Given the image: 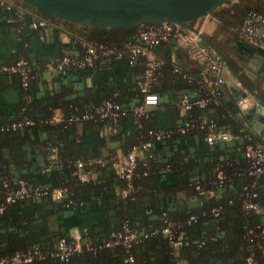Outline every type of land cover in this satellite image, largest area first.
Returning a JSON list of instances; mask_svg holds the SVG:
<instances>
[{
	"label": "trees",
	"instance_id": "trees-1",
	"mask_svg": "<svg viewBox=\"0 0 264 264\" xmlns=\"http://www.w3.org/2000/svg\"><path fill=\"white\" fill-rule=\"evenodd\" d=\"M13 1L25 9L22 18L6 10L15 18L20 32L25 31V25L29 24L33 17L44 18L52 27L56 26L63 30L68 41L78 47L76 54L69 55H80L83 51L82 43L85 42H102L107 46L121 48L131 40L138 26L106 27L79 24L50 15L22 0ZM248 9L264 10V0H223L207 13L186 21L189 26L198 29L199 25L194 24L197 18L210 14L216 19L212 32L205 30L200 32L204 37L202 41L217 48L233 71L239 70L237 65L239 57L237 54L235 59L232 58L228 52V49L232 48L227 45L241 39L232 27L241 21ZM200 22L201 20L198 23ZM214 34L219 35L221 40L216 41ZM174 40L175 38L168 37L153 46L155 54L162 59V66L150 85V90L158 95L159 107L139 117V127L132 122L131 107L138 103L141 97L136 86V80L143 69L141 58H136L131 64L123 59L113 60L109 64L96 61L92 67L83 68L92 69L100 65L124 63L133 77L132 84L128 85L127 80L122 83L127 84V89L122 90V85L114 86L103 97L92 96L88 88L76 90L67 86L59 90H49L36 99H21L12 117L0 119V123H7L25 115L32 120L31 124L22 129L0 130V178L6 177L13 183L24 177L34 183L46 184L47 189L53 186L68 188V192L58 200L52 199L47 190L37 198H22L6 205L0 213V256L36 246L45 254L44 258L21 264H69L72 261L82 264H247L245 257L249 253V247H252L254 264H264V235L260 236L255 227L256 224L264 225V173L256 177L247 174L249 163L244 155L247 143L244 132L253 135L251 139L259 141L263 149L264 141L248 127H244L236 116L237 109L234 103L231 99H225L221 88L217 103H207L202 107L192 106L183 113L179 112L176 101L182 93L196 97L201 92L195 83L198 77L197 70L193 72L186 69L177 57H172L173 53L180 54L179 49L174 47ZM24 44L25 41H20L9 62L22 55L31 67L32 82L40 76L41 70H45L46 61L41 67L34 66ZM225 47L228 48V53ZM70 70L72 69L65 71ZM182 73L190 74L193 80L186 81ZM6 74H11L18 80L17 74ZM172 79L175 83L181 80L184 87L174 90L170 82ZM20 87L26 89L21 85ZM114 91L117 93L112 95ZM162 94H167L165 101L159 100ZM104 97L114 99L125 111L115 122L106 118L92 120L79 117L55 123L46 121L55 109L66 117L77 116L80 114L82 103L97 104ZM160 106L170 109L177 119L176 122L187 118H212L216 127L228 131L230 137L228 140L208 144L203 139V129L192 127L184 133L173 132L163 139H149L146 129L159 127L152 124L150 117L161 108ZM127 116L133 125V136L125 144L121 143L120 150L125 152L139 141L149 140L150 145L147 147L146 152L149 155L143 160L144 163L142 160L137 161L132 188L125 197H121L118 190L123 187L124 182L108 165L91 167L93 176L86 181H79L71 173L76 158L84 159L103 154L79 152L74 147L72 149L74 139L69 134V128L74 122L91 128L102 124L114 127ZM194 132L201 140L196 150L190 153L180 151L163 154L162 145L170 146L172 142ZM112 152L114 151L106 153ZM40 153L46 155L44 160ZM51 154H55L53 158ZM36 155L39 157L36 158ZM49 163H56L58 168L46 172L39 170L41 166ZM163 167L167 169L161 171ZM218 171L225 175L224 179L219 184H210L209 181L215 178ZM253 180L254 183L251 185ZM195 183L199 184L203 192L194 189ZM2 192L3 188L0 185V200ZM177 192L181 195H177ZM245 192L255 193L252 199L257 203V211H243L241 204L246 197ZM68 198L71 199L70 203L67 202ZM79 204L84 205L86 210L93 209L102 213L99 222L78 229L91 248H82L65 261L49 255L57 238L68 236L70 233L67 230L49 229L46 218L54 212L67 213ZM215 206H220V209L216 214H212L210 209ZM27 207L31 208L30 214L24 213ZM163 215L182 223L175 229V234L182 241L179 246H172L159 230L150 233L163 225ZM190 215L194 218L186 223ZM37 218H41V221L34 222ZM123 223L139 236V240L129 249L133 256L131 262L124 261L126 252L121 245H114L111 248L102 245L109 232L119 229ZM249 227L253 228L252 233H247ZM143 233L147 235L143 237ZM248 236H252L251 246Z\"/></svg>",
	"mask_w": 264,
	"mask_h": 264
},
{
	"label": "built area",
	"instance_id": "built-area-1",
	"mask_svg": "<svg viewBox=\"0 0 264 264\" xmlns=\"http://www.w3.org/2000/svg\"><path fill=\"white\" fill-rule=\"evenodd\" d=\"M0 7L11 12L18 18H22L25 13L24 8L18 4H14L11 0H0ZM29 23L32 28L40 27L47 29L50 26L48 21L44 18L33 17ZM185 29L180 25L165 21L141 23L138 24L131 40L125 43L121 48L107 46L102 42H85L82 43L83 51L80 55H63L60 58L48 60L44 63V69L47 71H65L73 68L83 69L92 67L96 61H103L105 64H109L113 60L120 59L131 64L136 58H141L143 61V69L136 80V86L141 97L139 102L131 107L132 122L139 127V117L159 107L158 95L150 90V85L155 79L159 68L162 66V59L155 54L153 46L168 37H173L188 45L199 62L197 68L198 77L195 83L201 93L196 97H189L187 93H182L176 101L179 112L183 113L192 106L202 107L207 103H217L218 101L220 85L225 82L222 56L214 47L203 42L197 32ZM196 30L200 32V29ZM232 30L235 31L239 37L246 39L252 44L264 46V10L248 9L241 21L232 27ZM66 39H68L67 35ZM174 70L180 72L177 68H174ZM3 72L17 74L19 84L23 87H26L33 77L31 67L22 55H18L10 62L0 63V73ZM182 76L186 81L193 80V77L188 73H182ZM116 93L117 92L114 91L112 95ZM123 113H125V111L117 101L110 97H104L97 104L90 102L82 103L80 105V114L77 116L66 117L61 112L54 111L46 118V121L55 123L64 119L68 121L79 117L92 120L106 118L115 122ZM31 123V119L22 115L7 123H0V130L22 129ZM192 127L203 129V139L208 144L215 141L228 140L230 137L228 131L217 128L214 120L206 117L199 119L187 118L184 121L176 122L174 125L168 127H150L146 129V134L149 136V139L159 140L168 137L173 132L184 133ZM252 136L253 135L250 133L244 132V137L247 140L244 147V155L247 157L249 163L247 174L256 177L264 173V149L259 141H253L251 139ZM149 145V140L139 141L131 145L125 152L117 150L100 156L86 157L84 159L76 158L73 162L71 173L75 175L79 181H86L89 177L93 176L90 170L91 167L108 165L113 169L117 177L124 182L123 187L118 190V193L121 197H125L132 188V179L137 161L142 160V163H144L143 160L149 155V153L146 152ZM52 168L57 169L58 165L56 163H49L41 166L39 170L41 172H46ZM166 169L167 167H163L161 171H165ZM224 177L225 175L218 171L215 174V178L210 180L209 183L219 184ZM253 183L254 180L251 182V185ZM0 185L3 188L2 199L0 200V213L5 209L6 205L16 200L29 197L37 198L46 193L47 190L51 198L55 200L60 199L68 192L67 186H53L47 189L46 184L34 183L24 177L18 178L13 183H11L8 178L1 177ZM244 188H246V186H244ZM194 189L198 190L200 193L203 192L198 183L194 184ZM254 195V192H245L246 197H244L241 204L244 212L258 210L257 203L252 199ZM67 202L70 203L71 199L68 198ZM219 209L220 206H215L210 209V212L216 214ZM193 218L194 216L190 215L185 222L189 223ZM162 220L163 225L160 229L155 228L150 233H155L159 230L172 246H179L182 241L180 237L175 234V229L181 226L182 223L166 215H163ZM255 227L258 229V234L260 236L264 235V225L256 224ZM252 232L253 228L249 227L247 233ZM146 235L147 233H143L142 236L145 237ZM247 238L251 246L252 236H248ZM138 240L139 236L123 223L119 229L109 232L108 237L103 241L102 245L107 248H111L114 245H121L126 252L124 261L131 262L133 256L129 252V249ZM82 248L89 249L91 246L81 236L78 230H74L68 236L58 237L54 249L49 252V255L56 256L58 259L65 261L71 254L79 252ZM248 250L249 253L245 257V261L247 264H254V249L249 247ZM44 256L45 254L36 246H31L26 250H16L10 254L0 256V264L28 263L35 259H42Z\"/></svg>",
	"mask_w": 264,
	"mask_h": 264
},
{
	"label": "crops",
	"instance_id": "crops-1",
	"mask_svg": "<svg viewBox=\"0 0 264 264\" xmlns=\"http://www.w3.org/2000/svg\"><path fill=\"white\" fill-rule=\"evenodd\" d=\"M13 3L14 1L11 0ZM201 20L200 23H198ZM207 20L210 23L206 26ZM216 19L210 15L205 14L202 18H197L194 24H198L200 32L205 30L212 32ZM216 41H220L219 35L214 34ZM25 41V46L28 49L29 57L34 66H40L44 61L53 60L62 57L63 55L76 54L78 47L66 39V33L51 25L47 29L40 27L32 28L30 23L25 25V31L20 32L15 18L9 14L4 8L0 7V63L9 62L12 53L19 46L20 41ZM175 46L179 49V55L172 54V57H177L182 65L190 70L196 71L198 68V59L192 53L190 47L182 41L175 39ZM225 51L230 53L234 59L238 54L239 70L237 73L247 72L255 76V80L251 81L248 75L243 76V79L249 82L261 85L264 82V46L252 44L246 39H236L234 42L227 45ZM241 51V52H240ZM227 52V53H228ZM129 68L124 63H113L111 65H100L92 69H72L70 71H47L41 70L40 76L22 89L18 80L11 74L0 73V119H7L16 113V105L21 99H36L49 90H59L64 87H71L76 90L88 88L89 92L94 97H103L112 87L121 86L122 90L127 89V84H132ZM223 75L226 79H234L232 72L224 64ZM171 79V78H170ZM127 84H122L124 81ZM171 86L181 89L184 84L179 81L170 80ZM252 84V85H253ZM221 93L225 99H231L234 103L232 95L229 91L226 82L220 85ZM179 95V94H178ZM193 95V94H191ZM173 96V95H171ZM167 99V94L160 96L161 101ZM55 109L54 111H57ZM236 116L245 128L247 126L236 112ZM130 117H123L122 122L114 127L107 124L99 125L95 128L86 127L80 122H74L70 125V136L74 139L73 147L79 152H97L105 154L109 151H117L121 149V143L125 144L131 140L133 125ZM153 125L159 127H168L176 123L177 119L173 116V112L166 107H161L150 117ZM92 129V130H91ZM251 130V129H250ZM253 132V131H252ZM254 133V132H253ZM37 136V134H36ZM40 137V135H39ZM201 140L197 138L196 133L187 135L183 139L172 142L170 146L162 145L163 154L175 153L184 151L190 153L197 149ZM71 149V150H72ZM42 160L46 158L45 154H39ZM55 154H51L54 157ZM39 157L36 155V158ZM40 157V158H41ZM52 157V158H53ZM39 158V159H40ZM53 161V159H51ZM164 181V180H163ZM177 195H181L177 192ZM31 208L27 207L24 213L30 214ZM102 218V213L98 210H86L84 205L79 204L70 209L67 213H56L49 215L46 218V224L51 230H67L71 233L74 230L87 227L92 223L99 222ZM41 221V218L34 220ZM69 264H82L78 261H72Z\"/></svg>",
	"mask_w": 264,
	"mask_h": 264
},
{
	"label": "water",
	"instance_id": "water-1",
	"mask_svg": "<svg viewBox=\"0 0 264 264\" xmlns=\"http://www.w3.org/2000/svg\"><path fill=\"white\" fill-rule=\"evenodd\" d=\"M50 15L85 25L120 26L141 23L170 22L197 32L186 21L207 13L223 0H22ZM210 46L214 47L211 43ZM215 48V47H214ZM217 49V48H215ZM223 63L234 79H226L239 116L264 141V82L256 85L255 76L232 70L221 54ZM240 65V62L237 63ZM253 84V85H252Z\"/></svg>",
	"mask_w": 264,
	"mask_h": 264
},
{
	"label": "rangeland",
	"instance_id": "rangeland-1",
	"mask_svg": "<svg viewBox=\"0 0 264 264\" xmlns=\"http://www.w3.org/2000/svg\"><path fill=\"white\" fill-rule=\"evenodd\" d=\"M209 23H210V20H207V22H206V26H207Z\"/></svg>",
	"mask_w": 264,
	"mask_h": 264
}]
</instances>
